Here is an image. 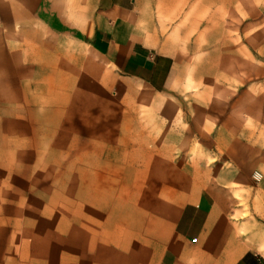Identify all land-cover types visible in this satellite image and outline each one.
<instances>
[{
    "label": "crops",
    "instance_id": "1",
    "mask_svg": "<svg viewBox=\"0 0 264 264\" xmlns=\"http://www.w3.org/2000/svg\"><path fill=\"white\" fill-rule=\"evenodd\" d=\"M71 46L158 93L242 85L216 137L234 164L214 181L82 164L75 212ZM0 264H264V0H0Z\"/></svg>",
    "mask_w": 264,
    "mask_h": 264
},
{
    "label": "rangeland",
    "instance_id": "2",
    "mask_svg": "<svg viewBox=\"0 0 264 264\" xmlns=\"http://www.w3.org/2000/svg\"><path fill=\"white\" fill-rule=\"evenodd\" d=\"M86 55L87 62L78 47L71 46L65 59L55 61L56 70L65 74V83L70 80L71 204L75 212L82 164L117 162L120 178L130 174L137 178L141 171L148 175L181 164L184 180H191L192 169L200 168L199 177L210 181L219 179L222 167L234 164L221 154L216 137L222 134L224 120L241 115L242 85L232 80L223 85L220 77H185L177 91L158 93L117 71L111 75L103 59L89 50ZM257 173L248 176L260 181L262 174L257 177ZM235 175L236 180L245 177Z\"/></svg>",
    "mask_w": 264,
    "mask_h": 264
}]
</instances>
